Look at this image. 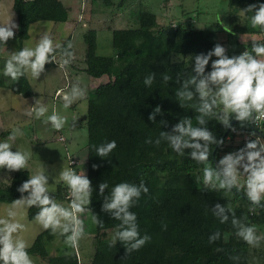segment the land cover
<instances>
[{"label":"trees","instance_id":"1","mask_svg":"<svg viewBox=\"0 0 264 264\" xmlns=\"http://www.w3.org/2000/svg\"><path fill=\"white\" fill-rule=\"evenodd\" d=\"M102 1L107 5L112 3V0ZM122 2L124 0H119V4ZM258 2L229 0L230 25L226 31L230 45L226 48L230 56L239 45L233 36L261 32L238 12L249 4L258 6ZM11 9L19 25L16 29L17 50L28 36L30 23L38 20L64 22L68 19V9L61 0H12ZM95 36L94 29L84 34V71L93 78L106 75L109 80L98 83L88 93L86 160L82 164L94 186L89 207L104 223L102 227L94 224V251L89 262L79 263L74 252L48 256L42 232L34 238L29 253L46 257L49 264H251L256 257V260H263L261 251L257 252V248L250 247L235 236L231 218L229 222L221 224L209 207L217 202L231 203L238 218L247 217L244 222L255 226L264 224V210H259V214L250 213L248 202L241 194H233L227 200L222 197V192L199 190L200 185L195 177L202 174L203 165H197L189 157L178 156L166 142L162 141L158 147L145 143L147 137L154 139L158 136L161 129L170 130L172 124L183 116H194L191 110L181 108L175 99L174 90L178 87L175 80L165 83L161 75L167 71L175 76L179 71L190 70L194 63L190 57L207 52L219 43L215 31L183 23L159 25L153 12L143 10L137 15V25L112 29L111 56L96 54ZM70 41V37H67L62 43L67 45ZM247 50H251V44ZM175 55L183 56L184 60ZM54 65L58 64L49 62L45 68ZM151 71L156 72V79L151 87H147L143 79ZM13 90L24 97L33 95L26 77L16 81ZM156 105L161 106L163 115L157 114V122L153 123L148 116ZM161 119L166 120L167 124L160 125ZM233 125L241 132L253 131L251 124L242 127L236 121ZM208 127H214L218 138L225 131L215 121H209ZM230 136L234 137L232 129L224 137V144L216 149L217 161L221 153L227 150V144L230 145ZM110 140L117 142L110 158L96 155L93 145ZM240 147L241 142L233 144L232 150ZM94 164L98 167L94 168ZM28 174L26 169L12 171L8 182L0 184V201L11 202L18 198L20 193L17 187L28 178ZM141 179L149 192L142 193L131 210L137 214L141 234L148 233L151 240L140 250L125 256V246L121 242L109 247L111 236L108 231L112 230L113 233L119 221L101 210L103 198L98 196V186L107 180V192L121 181L139 184ZM53 193L56 198L63 199V185L58 184ZM37 211L35 207L28 209V217L34 218ZM162 222L167 225L166 229L162 227ZM217 230L222 238L208 243L209 234ZM251 252L257 256H251ZM233 255L239 256L238 262L230 259Z\"/></svg>","mask_w":264,"mask_h":264},{"label":"clouds","instance_id":"2","mask_svg":"<svg viewBox=\"0 0 264 264\" xmlns=\"http://www.w3.org/2000/svg\"><path fill=\"white\" fill-rule=\"evenodd\" d=\"M239 15L246 17L253 28L264 32V0H259L258 6L249 4L241 8ZM18 27L12 19L0 23V46H5L6 42L15 36L14 30ZM261 57H264V41L252 39L251 50L246 49L231 56L224 45L216 43L207 52L195 54L194 58L190 57V60L194 59L190 70L179 71L175 76L167 71L163 72V82L175 80L178 85L174 93L179 106L186 111L191 110L194 116L185 115L172 124L170 130L161 129L154 139L149 136L145 140V143L157 147L162 141L166 142L178 156L189 157L197 165H203L202 174L195 177V181L200 185L199 190L222 192V197L227 200L233 194L243 193V196H239L248 202V211L253 214L264 210V204L261 203L264 201V138L252 131L250 135L254 136V139H248L243 147L225 153L213 163L210 158L213 149L217 145L222 146L224 139L218 138L214 127L209 128L208 124L209 121H215L224 129L235 131V126L231 123L234 119L242 127L250 124L257 127V120L264 118V59ZM179 59L184 60L183 56ZM74 60L75 54L70 43L65 45L55 41L51 34L44 31L38 36L35 46H24L19 50L9 51L0 75L13 82L26 76L38 81L41 73L45 72L46 63L55 62L60 68L67 69ZM155 79L156 72L151 71L144 77L143 84L151 87ZM86 98V86H82L79 81L74 82L70 85V90L62 96V107L68 109ZM34 104L37 106L26 115L50 125L56 131L63 129L68 123L67 116L56 110L49 114L48 107L38 99ZM157 114L163 115L160 105L154 107L148 119L156 123ZM75 119L74 116L73 120ZM159 122L160 125L167 124L163 119ZM24 135L22 126L16 124L11 127L5 138L0 139V169L10 172L26 169L29 173L32 152L17 147L18 139ZM93 147L99 157L110 158L117 142L110 140ZM93 167L98 165L94 164ZM54 176L55 183H63L67 190V205L58 202L55 194L50 191L49 180L51 178L53 181ZM105 189H109L107 180H103L98 186V196L103 198L101 210L119 221L108 242L109 247H115L119 241L125 246V256H130L151 240L148 233L141 234L137 214L131 210L142 193L147 194L149 189L143 179L139 184L121 181L114 184L110 191L105 192ZM17 191L20 196L12 199L4 215H0V264H34L29 253L31 244L19 235L25 228L17 219L19 209H38L34 220L43 230L63 237L64 244L73 249L85 235L86 213H92L93 224L103 226L104 221L89 207L94 186L84 169L63 167L57 173L55 169L50 172L43 164L31 175L28 174V178L18 185ZM209 208L221 224L229 222L231 218L236 237L250 247H260L264 234L259 233L255 225L245 223L247 217L238 218L231 203L217 202ZM162 227L166 229L167 225L162 222ZM221 238L222 234L217 230L209 234L208 243H215ZM230 259L238 262L239 256L233 255Z\"/></svg>","mask_w":264,"mask_h":264},{"label":"rangeland","instance_id":"3","mask_svg":"<svg viewBox=\"0 0 264 264\" xmlns=\"http://www.w3.org/2000/svg\"><path fill=\"white\" fill-rule=\"evenodd\" d=\"M61 1L68 9V19L64 22L38 20L30 23L27 29L28 36L22 43V47L35 46L38 36L47 31L55 41L61 43L64 39L70 37V44L76 60L67 69H62L59 66H50L44 73H41L38 81H34L27 76L28 82L32 84V91L35 92V98L17 94L13 90L15 82L0 75V139L7 136L12 126L16 124L22 126L25 135L18 139L17 147L21 150L32 152V159L29 161V175L43 164L47 166L50 172L55 169L57 173L63 167H74L78 170L85 169V165L81 162L86 160V108L83 109V102H81L82 104L80 103L79 107L74 108L73 105L68 109H63V102L60 97L57 99L56 96L52 97V95L56 92L60 94L62 88H68L70 82L73 83L77 78V75L73 74L77 68L80 69L82 66V69H84V34L89 29H94L96 33V54L109 57L112 54V29L137 25V15L143 10L153 12L159 25L163 26L183 23L191 24L197 28L204 27L215 32L225 31L227 33L226 29L230 25L229 0H124L121 4H119V0H112L109 5L102 0ZM11 4L12 0H0V23H5L10 19L16 22ZM14 31L15 36L9 39L5 46H0V72H2L4 59L9 55V51L17 50L16 29ZM227 37L230 38L229 34ZM218 42L224 45L226 40L219 41L218 39ZM244 50L245 48L241 51L236 49L238 54ZM180 56L175 55L178 59ZM79 77L82 86H86L89 90L94 89V86L89 83L86 73H82ZM108 80L109 77L104 76L102 79H98L97 82ZM58 87H62L60 91H56ZM36 99L43 100V104L49 109V114L56 110L61 115L67 116L68 123L63 129L56 131L50 125H45L34 117L26 115L28 111L34 110L37 106L34 104ZM74 116L79 120L76 126L72 123ZM261 128H264V122H262ZM59 137L62 138L60 139ZM227 147V150L233 148L228 144ZM15 150V146H13V151ZM68 158H73L77 161V164L70 165ZM11 174L12 171L1 169L0 184L8 182ZM55 179L56 177L54 176L53 181L51 178L49 180V187L52 192L56 190L58 184L63 185V183H55ZM63 191L64 198L56 199L58 202L67 205L69 198L64 185ZM10 203L0 201V215H4L5 209ZM18 212L17 219L25 225L19 235L30 244L36 235L42 232L48 256L74 252L79 263L90 261L94 251L95 240V229L90 212L86 213L84 217L85 235L78 242V246L75 249L66 246L63 237L53 235L48 230H43L34 218L30 219L28 217V209H19ZM256 228L259 233L264 234V224L257 225ZM108 233L110 236L113 234L112 230H109ZM258 251H261L264 255V241L257 248ZM30 255L34 260V264H49L46 257L36 254ZM250 255L257 256L256 253L252 252ZM256 258L251 264H264V259L259 261Z\"/></svg>","mask_w":264,"mask_h":264},{"label":"crops","instance_id":"4","mask_svg":"<svg viewBox=\"0 0 264 264\" xmlns=\"http://www.w3.org/2000/svg\"><path fill=\"white\" fill-rule=\"evenodd\" d=\"M239 13H240V11H239ZM200 28H202V27H200ZM229 29V28H228ZM215 34H216V37H217V40L219 39V41H224V40H226V42L224 43V45H225V47H228L229 45H230V42H229V40H228V37H227V33L225 32V31H216L215 32ZM27 39V38H26ZM233 39H235V41L239 44L238 45V50L239 51H241L243 48H245V50L247 49V46L249 45V44H251V40L252 39H255V40H258V41H264V33L261 31V32H247V33H239L237 36H233ZM24 42V41H23ZM234 54H238V52L236 51V49L233 51V55ZM76 57V56H75ZM262 59H264V57H261ZM76 60V59H75ZM74 60V61H75ZM54 66H58V65H54ZM74 67V66H73ZM48 68H50V66L49 67H46L45 68V70L46 69H48ZM75 68V67H74ZM82 73H85V71H84V69H82V66H81V68L79 69V68H77L76 69V71H74V73L73 74H76L77 75V78L73 81V83L74 82H77V81H79L80 82V84H81V81H80V77H79V75L81 76V74ZM104 76H106V75H102V76H100V77H90V76H88V79H89V83L90 84H92V86H96L98 83H100V82H97L98 81V79H102V77H104ZM27 77V76H26ZM108 77V76H107ZM28 79V78H27ZM103 82V81H102ZM31 83V82H30ZM72 84V82H70V85ZM30 85H32V84H30ZM70 85H69V87L68 88H62V87H58V88H56V91L57 90H61L60 88H62V90H61V92H60V94L59 95H57L56 93H54L53 95H52V97H54V96H56V98L58 99V97H60V100H62V96H63V94L65 93V92H67V91H69L70 90ZM33 88V87H32ZM67 90V91H66ZM89 89H87V95H88V93L91 91V90H89ZM55 91V92H56ZM59 93V92H58ZM34 97L35 96V92L33 91V95H31V96H29V97ZM35 98V97H34ZM85 100V101H84ZM84 100H81V101H78V102H76V103H74L72 106L75 108V107H79L78 105L81 103V102H83V109H85L86 107H87V98L86 99H84ZM39 101L41 102V103H43V100H41V99H39ZM82 104V103H81ZM86 114V113H85ZM72 123H74V125L76 126V125H78V123H79V120L78 119H75ZM85 154H86V152H85ZM81 163H84V161L83 162H81Z\"/></svg>","mask_w":264,"mask_h":264},{"label":"built area","instance_id":"5","mask_svg":"<svg viewBox=\"0 0 264 264\" xmlns=\"http://www.w3.org/2000/svg\"><path fill=\"white\" fill-rule=\"evenodd\" d=\"M60 91V90H59ZM58 92H56V94H57ZM263 119L264 118H260V119H258L257 120V127L254 125V124H252V127L254 128V129H256V130H259V131H262V128H261V126H262V122H263ZM255 132V131H254ZM233 133H234V137H229L228 138V143L233 147V144H237V143H239V142H241V144H242V147H243V145L246 143V141L248 140V139H254L255 137L254 136H251L250 135V133H248V132H241L239 129H236L235 131H233ZM256 133V132H255ZM256 135H258V136H260L261 138H264L263 136H261V135H259V134H257L256 133ZM60 139L62 138V137H59ZM229 140H231V141H229ZM229 151H233L232 149H229V150H225V151H223L222 153H221V155L223 156L225 153H227V152H229ZM69 159V164L70 165H74V164H76L77 163V161L76 160H74L73 158H68Z\"/></svg>","mask_w":264,"mask_h":264},{"label":"water","instance_id":"6","mask_svg":"<svg viewBox=\"0 0 264 264\" xmlns=\"http://www.w3.org/2000/svg\"><path fill=\"white\" fill-rule=\"evenodd\" d=\"M236 122V120H232L231 123L232 125ZM251 128L253 129V131H255L257 134L261 135V136H264V133L262 131H259V130H256L252 127V124H251ZM229 129H225V131L223 132L222 134V138L224 139V137L226 136L227 132H228ZM220 137V138H221ZM219 147V145L215 146L214 149H213V153H212V160H213V163H216L217 162V159H216V149ZM235 190V189H234ZM241 195H244L243 193H239ZM262 204H264V201L261 202Z\"/></svg>","mask_w":264,"mask_h":264}]
</instances>
